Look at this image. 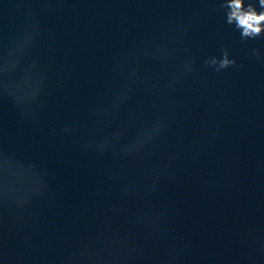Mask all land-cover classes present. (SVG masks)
Here are the masks:
<instances>
[{"label": "water", "instance_id": "water-1", "mask_svg": "<svg viewBox=\"0 0 264 264\" xmlns=\"http://www.w3.org/2000/svg\"><path fill=\"white\" fill-rule=\"evenodd\" d=\"M221 2L0 0V264H264V35Z\"/></svg>", "mask_w": 264, "mask_h": 264}, {"label": "clouds", "instance_id": "clouds-1", "mask_svg": "<svg viewBox=\"0 0 264 264\" xmlns=\"http://www.w3.org/2000/svg\"><path fill=\"white\" fill-rule=\"evenodd\" d=\"M220 6L225 9V23L233 25L242 40L264 35V0H222ZM206 63L216 65L218 71L235 64V60L224 53L221 59L212 57Z\"/></svg>", "mask_w": 264, "mask_h": 264}]
</instances>
